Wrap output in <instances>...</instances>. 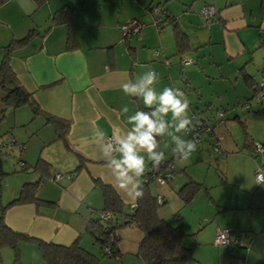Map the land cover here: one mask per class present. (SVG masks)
Returning <instances> with one entry per match:
<instances>
[{"label":"crops","instance_id":"crops-1","mask_svg":"<svg viewBox=\"0 0 264 264\" xmlns=\"http://www.w3.org/2000/svg\"><path fill=\"white\" fill-rule=\"evenodd\" d=\"M260 2L114 0L109 6V0H0V63L4 47L34 29V34L25 42L13 46L8 61L19 83L39 106L41 112L36 115L43 116L46 125L42 133L45 137L41 136L38 142V153L34 142L23 144L19 167L13 166L12 176L2 179L0 159V184L1 179L10 183V188L0 185V213L4 224L20 236L15 248L9 245L0 248V264H46L38 240L59 245H70L77 240L80 247L103 264L97 247L98 230L95 226L89 228V223L96 221V212L104 207L100 184L113 188L110 182L113 177L93 133L103 130L108 137L126 130L131 127L128 116L137 110H148L142 99L122 91V84L129 79L154 70L159 74L157 92L164 87L180 88L190 101L189 114H207L224 108L222 119L211 122L214 137L213 127L224 124L225 118L245 124L238 105L252 96V88L244 77L254 82L264 76V17ZM203 4L217 8L216 19L204 22L199 14ZM153 6H159L164 20L175 21L155 26L150 15ZM57 10H60L58 21L53 20ZM132 18L143 23L141 31L123 37L120 25ZM178 35L184 43L181 52H177ZM188 58L194 62L182 65L180 60ZM2 94L0 88V117L10 108L1 101ZM23 105L28 106H20ZM125 105L129 112L122 114ZM44 114L69 122L63 136L57 137L55 126L46 121ZM207 137L212 140V135ZM250 139L253 137L246 132L245 141ZM158 140H161V149L165 141L170 142L168 137H158ZM248 148L251 152L250 145ZM165 156L175 169L173 175L157 187L160 195L150 191L162 199L161 204L166 202L168 193L165 185L177 175L186 176L179 187L189 179L199 183L187 175L184 166L174 162L171 146L165 150ZM239 157L246 159L243 154ZM40 160L45 164H38ZM36 164L40 168L34 169ZM152 168L148 162L146 169ZM54 171L64 176L49 180ZM35 181L39 201L5 206L18 196L24 183ZM179 187L172 189L175 192ZM116 193L125 212L129 204L133 209L130 198ZM158 214L165 218L159 207ZM229 224L225 221L223 226ZM234 228L238 235L237 248L212 247L209 240L196 242L187 246L192 259L185 264H264V226L260 234L255 233L248 239L246 236L251 231L242 229L238 222ZM198 230L183 231L185 235H194ZM137 244L133 250L135 255ZM117 247L116 259H123V264L141 259L137 255L131 259L121 257L122 249Z\"/></svg>","mask_w":264,"mask_h":264},{"label":"rangeland","instance_id":"rangeland-1","mask_svg":"<svg viewBox=\"0 0 264 264\" xmlns=\"http://www.w3.org/2000/svg\"><path fill=\"white\" fill-rule=\"evenodd\" d=\"M113 4L114 0H109V6ZM248 101V109L241 104L238 105L241 118L246 119L245 124L225 118L224 124L214 125L218 147L205 136L204 139L196 142V151L191 153L187 160L174 156V162L184 166L187 175L201 184L192 199L184 203L177 191L174 192L173 187H179L186 180V176L177 175L173 182H169L170 187L165 185L168 193L165 196L166 202L159 205V212L172 225L180 226L187 233L195 232L203 226L194 235H184L182 242L188 247L193 243L209 240L212 247L237 248L236 245L230 248L227 245L214 243L216 229L224 227L225 221L230 223L227 227L234 231L237 222L242 229L251 231L246 236L247 239L255 233L260 234V229L264 226V182H257L255 179V170L261 165L264 166V156H255L251 148V152L248 148L251 140L264 144V101L260 102L254 98ZM257 108L260 109L259 112H255ZM43 123L44 117L34 116L27 105L10 107L4 111V116L0 117V140L7 141L11 138L14 142H11L8 149L2 148L0 153L4 171L2 179L12 176L13 166L19 167V158L27 143L34 142L38 153L40 137H45L42 133L46 125ZM47 126L52 128L49 124ZM246 132L253 137L248 142L245 141ZM181 134L183 139L193 140L188 134ZM239 154L245 155L246 159L239 157ZM7 159L8 162L5 163L4 160ZM9 159H13V162ZM225 175L226 181H224ZM2 179L0 185L3 188H10L9 181ZM158 186L160 185L156 181L150 183L149 188L153 195H160ZM126 209L128 213L132 212L130 204ZM97 213L99 215V212ZM117 219L118 225L111 235L118 236L116 245L122 249L121 257L131 259L136 256L133 250L141 237V231L133 223H124L125 216L117 215ZM97 247L103 264H123V259L117 260L105 255L100 241ZM130 264H143V262L141 259L131 260Z\"/></svg>","mask_w":264,"mask_h":264},{"label":"trees","instance_id":"trees-1","mask_svg":"<svg viewBox=\"0 0 264 264\" xmlns=\"http://www.w3.org/2000/svg\"><path fill=\"white\" fill-rule=\"evenodd\" d=\"M34 1L38 2L39 0ZM213 7L216 8L215 6ZM260 9L262 17H264V0H261L260 2ZM59 11L60 10H57V12L53 15V20L58 21L57 18L60 15ZM216 18L217 15L213 19ZM163 21V24L168 21L173 23L175 19H163ZM32 34H34V29L30 30V32H28V34L23 38L12 40L4 47L0 63V88L3 92L1 101L5 106L16 108L22 104H28L33 115H36L41 112L39 106L33 100L31 93L19 83L8 61L9 53L13 46L25 42ZM176 44L178 48L177 52L183 51L184 43L182 37L179 35L176 36ZM185 60L186 59L180 60L182 65L190 64L184 63ZM244 79L252 88V96L249 98L252 99L257 91L256 84L259 81L255 80L253 82L251 80V82L247 76H245ZM260 89L264 91V86H261ZM262 101H264V99L260 100V102ZM44 115L46 121L55 126L57 137L63 136L69 122L52 115ZM241 123L243 124V121H241ZM38 162H40L38 163L40 165L45 164V162L41 160ZM163 167L164 166L161 164L157 168H152L150 173L158 174L159 172H162L164 169ZM33 168L38 169L40 167L36 164ZM174 170L175 169L173 167V171ZM41 178L42 177L39 179ZM169 180L170 178H167V182ZM142 185L144 190L143 198L136 201L132 212L128 213L123 210V203L116 191L110 185L100 184L104 201V207L102 210L112 212L114 214V219L111 221H101L96 219L95 222L89 223V228H92V226L97 228L98 234L96 238L102 245L108 242L109 237L112 236L113 241L111 242L110 251L106 252L103 249V253L109 257L117 258L119 256V250L116 245V239L118 236L111 234H113L118 225L117 218L115 220V217H117V215H123L125 216L124 223H133L141 231V237L137 244L136 255L142 259L144 264H185L186 261L192 259L191 250L182 243L185 232L179 226H174L167 219L159 216V204L157 203L156 197L150 192L149 183L142 181ZM199 185V183L189 179L178 188L177 194L182 201L188 202L194 196V193L198 189ZM37 187V181L24 183L20 187L18 196L7 202L5 206L39 201L36 197ZM19 237L20 236L17 232L12 231L4 224L0 213V248L5 245L15 248ZM38 244L41 250V255L46 264H99L98 258L80 247L77 240L70 245H59L51 242H43L41 240H38Z\"/></svg>","mask_w":264,"mask_h":264},{"label":"clouds","instance_id":"clouds-1","mask_svg":"<svg viewBox=\"0 0 264 264\" xmlns=\"http://www.w3.org/2000/svg\"><path fill=\"white\" fill-rule=\"evenodd\" d=\"M158 82L159 74L148 70L123 83L124 94L142 99L148 110H137L128 116L127 123L131 127L114 133L111 137H107L103 130L93 133L113 177V181H110L113 188L130 198L133 203L143 198L141 178L148 162H151L153 168L159 167L166 160L165 150L170 146L174 155L187 160L197 147L196 142L185 140L179 135L191 131L192 120L188 113L190 101L175 86L164 87L157 92L155 85ZM121 112L127 114L128 106H123ZM158 137H168L170 142L165 141L161 149Z\"/></svg>","mask_w":264,"mask_h":264},{"label":"built area","instance_id":"built-area-1","mask_svg":"<svg viewBox=\"0 0 264 264\" xmlns=\"http://www.w3.org/2000/svg\"><path fill=\"white\" fill-rule=\"evenodd\" d=\"M199 14L204 20V22H207L210 19H213L218 14V11L212 5L204 4L200 7ZM150 15H151L152 23L155 26H162L164 21L160 15L159 6H153L150 9ZM142 26L143 23L140 20L136 18L129 19L120 25L121 35L124 37L129 34H138L141 31ZM157 53L158 50H155V54ZM191 62H193V60L189 58L184 61V63H191ZM261 86H264V76H262V78L256 84L257 91L252 97L257 101L264 99V91L260 89ZM241 105L244 108H247L249 105V101L245 100L241 103ZM224 114H225L224 108L217 109L216 111L209 112L207 114L206 113L196 114L192 112L191 114H189L192 120V125H191V131L187 133L188 136L192 137L194 142H198L199 140L204 139L205 136L207 137V135H210L211 133L212 135L211 142H213V144L216 147H218L219 143L217 142V137H214L213 135L211 122L216 119H222ZM111 136L112 135L108 137ZM11 142H14L11 138H9L7 141L0 140V153L2 148L8 149L11 145ZM250 148L255 156L257 155L264 156V144H262L261 142L251 140ZM161 164L164 166L162 172H159L158 174H154V173H150L151 170L149 171L148 169H146V172L144 176L141 178V180L145 183H151L153 181H156L160 185L165 184L167 182V178H171L173 175V165L171 164V162H168L166 160ZM62 176H64V174L54 171V173L48 178L51 181H56ZM65 176L68 177L67 174ZM255 179L257 182H264V166L261 165L255 170ZM156 200L158 204H161L162 199L160 197L156 198ZM134 206L135 203L132 204V208H134ZM97 219L101 221H111L114 219V214L107 210H100ZM112 241L113 238L112 236H110L109 241L103 245V248L106 252L110 251V246ZM214 243L217 245H227L231 248L238 243V237L235 234V231L229 227L217 228L215 232Z\"/></svg>","mask_w":264,"mask_h":264},{"label":"water","instance_id":"water-1","mask_svg":"<svg viewBox=\"0 0 264 264\" xmlns=\"http://www.w3.org/2000/svg\"><path fill=\"white\" fill-rule=\"evenodd\" d=\"M204 5V4H203Z\"/></svg>","mask_w":264,"mask_h":264}]
</instances>
